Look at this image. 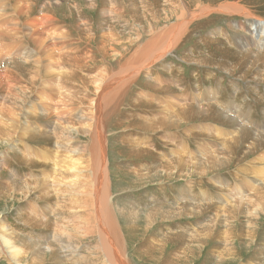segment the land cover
Wrapping results in <instances>:
<instances>
[{"label": "bare ground", "instance_id": "6f19581e", "mask_svg": "<svg viewBox=\"0 0 264 264\" xmlns=\"http://www.w3.org/2000/svg\"><path fill=\"white\" fill-rule=\"evenodd\" d=\"M40 1L42 0H0V62L5 63V69L0 70V98L3 99L0 103V175L4 174L3 171L7 168L11 152L15 153L18 162L29 165L28 167L32 169L39 168L44 171L45 163L50 159L43 157L45 163L42 164L34 162L38 157H33L30 153L36 155L39 151L26 142L37 134L51 140L55 133L58 139L53 153L57 159L55 164L47 166H51L56 175L46 179L47 174H43L42 179H38L30 174L27 175L29 179L20 180L22 183L7 180V177L0 178L2 183L0 186L4 187L8 196L14 199V196H19L25 208L32 201L39 203L42 199L51 203L47 215L39 214L41 212L39 204L30 205L31 210L20 209L18 216L23 225L45 232L50 230L53 238L51 234H47L52 238L48 242L32 240V247L26 244L19 247L15 230L9 226L1 213L0 255L8 264H49L48 257L51 264H129L127 250L122 243L121 219L124 218L128 222L132 216L140 214L128 213L123 207L112 202L106 118H115L129 97L132 86L145 75V72L156 64H164L166 57L181 47L190 33L191 26L213 13L247 15L243 18L246 26L241 23L231 26L249 34L246 37L247 42L243 45L246 50L238 51L242 53L240 55L243 57L242 63L246 62L250 68L248 71L254 70L253 80L264 83V53H256L254 50L256 43L264 50V22L260 17L257 18L253 13L238 6L239 3L232 5L225 2L213 8L200 1L195 5L193 0H163L166 2L164 10L168 9L162 23L165 25L158 27L159 23L156 25L154 22L155 24L152 23L143 31L147 37L136 34L126 44L113 34L116 30L111 26L109 32L99 38L102 45L98 49L105 52L102 54L103 58L109 57L112 61L104 59L106 70L100 71L95 77L85 78L81 72L84 66L81 64L90 66L89 61L93 56L89 52L83 58L80 51L74 47L72 32L69 33L65 27L58 25L59 19L54 10L62 0H45L35 15L37 3ZM119 2L120 0L105 2L102 8L103 15H106L107 10H110V15L105 16L107 21L98 28L106 30L105 27L109 25L111 19L118 16L122 9ZM136 2L137 0H129V4L127 3L133 11L137 8ZM93 3L94 0H91V5ZM93 6L95 7V4ZM77 11L80 19H83L76 26L77 36L86 37L90 42L96 41L97 34L92 25L83 18L81 9L77 8ZM211 35L217 37L213 33ZM29 45H34L36 50L29 52L25 48ZM33 56L36 58L30 60L29 58ZM169 68L171 67L164 69L169 71ZM259 68H263V72L258 71ZM53 79H57V83L58 80L60 82L65 80L64 86L71 89V92L60 91V100L56 107L53 106L48 91L39 88L52 86ZM148 85L156 91L164 90L163 87L151 83ZM81 92L83 97L80 96ZM199 93L201 92H198V96L201 97ZM141 96L142 94H139L136 97L138 103L154 107L153 103L142 100ZM172 96L176 101L172 103L174 106L172 113L168 112L165 117L156 121L141 118L143 125L140 127L146 131L129 133L125 139L134 141L133 146L149 147L152 150L154 146L137 141H150L154 133H162L161 139L167 144H169L167 140L174 141V146L169 144L170 156L159 154L160 164L147 171L153 172V176H163L161 173H164L166 176L180 175L189 178L195 176L203 179L233 162L238 149H247L250 152L255 148L258 152L263 149L258 147L264 145L262 144L264 125L254 124L260 131H253L229 119L232 101H221L218 91H215L212 101L202 105L178 99L174 93ZM36 102L46 116L42 117L37 112ZM221 103L225 105L224 110ZM78 107L87 108V112L82 115L83 124L69 118L70 113ZM58 111L63 117L57 114ZM223 112H227V115ZM213 113H217V118L212 115ZM46 117L49 121L45 119ZM196 117L202 118L203 121L181 127ZM31 118L38 120L37 130L24 124ZM210 122L215 124L211 132L207 130ZM224 125L230 126L232 131L228 133L229 128H225ZM194 135L196 136L192 138ZM78 136H83L86 142L82 143ZM189 141H194L196 151L189 147ZM20 145L23 146L22 149ZM145 150L138 148L137 152L149 153L148 156L152 152ZM200 155L205 156L199 157ZM257 163L243 175L244 181H239L240 186L236 189L263 190L248 200V206L242 202H236L232 206L242 212L249 211V217L253 219L264 211V154L257 159ZM209 179L218 180L214 176ZM11 183L13 185L8 191ZM44 183L51 184V188L39 189ZM53 191L57 193V197L52 195ZM182 208L197 210L200 209V205H186ZM157 211L155 209L151 214H146L149 222L157 220L158 214H155ZM78 234L83 235V238L96 239V244L91 246L89 254L81 259L78 258L80 249L76 244Z\"/></svg>", "mask_w": 264, "mask_h": 264}, {"label": "rangeland", "instance_id": "374dc122", "mask_svg": "<svg viewBox=\"0 0 264 264\" xmlns=\"http://www.w3.org/2000/svg\"><path fill=\"white\" fill-rule=\"evenodd\" d=\"M106 1L94 0L91 5V0H62L61 5H57L54 10L59 19L58 25L65 27L69 33L72 32L75 49L80 51L83 58L89 52L93 56V59L89 61L90 66H85V63L81 64L84 66L81 68V72L86 76L85 78L95 77L99 75L100 71L106 70L104 59L108 62L112 61L109 57L103 58L102 54L104 55L105 52L98 49L102 45L99 38L104 33L109 32L108 29L111 26L117 33L113 34L120 38L123 44H126L136 34L147 37L143 31L154 22L156 25L159 23L158 27L165 25L162 24L168 10H164L165 1L137 0V8L133 11L128 5L129 0H120L119 4L122 7L120 13L115 18H110L109 25L103 31L101 27H98L107 21L105 18L110 15V10H107L106 15H103L102 8ZM197 1L211 5L213 8L225 2L232 5L239 3L238 6L253 13L257 18L260 17L261 21L264 22V0H193L192 2L196 5L198 4ZM43 3L45 0L37 3L35 15ZM77 8L83 11V18L87 19L96 32L97 40L94 41L95 43L90 42L86 37L77 36L76 26L79 21H83L77 14ZM246 16L242 13L234 15L213 13L192 25L190 33L184 39L181 47L172 55H168L164 64H156L150 67L145 75L132 86L129 97L117 112L116 117L113 119L106 118L112 202L114 205L123 207L128 213L140 214L139 216H132L128 222L124 218L121 219L123 223L121 225L122 243L127 250L129 264H264V211L256 219H253L249 217V211L242 212L232 207L236 202H242L243 205L248 206V200L263 190L236 188L240 186L239 181H244L243 175L247 173L249 168L258 164L257 159L264 154V145L258 147L263 148L259 152L257 148L252 152L247 149H238L233 162L202 179L195 176L192 178L180 175L166 176L164 173H161L163 176L155 177L153 172H147L160 164L159 154L170 156L169 144L174 146V141L167 140L169 142L167 144L161 139L162 133L152 134L150 141H137L141 144L149 143L152 147L154 146L153 150L149 147L133 146L134 141L125 140L129 133L146 131L140 127L143 125L141 118L156 121L165 117L168 112L172 113L174 108L172 103H176L172 99V93L178 99L186 100L190 104L202 105L212 101L215 91H218V97L221 101H232V107L230 106L228 113L229 119L237 121L235 123L239 126L241 124V127L246 126L253 131H260V129H256L254 124L256 126L264 125V83L254 81V70L248 71L250 68L246 62L245 64L242 63L243 57L240 56L242 53L239 51L246 50L243 45L247 42L246 37L249 34L231 26L235 23L244 25L243 18ZM211 33L217 37L212 36ZM25 48L29 52L36 50L34 45ZM255 48L256 53H264V50H261L257 43ZM35 58L33 56L29 59L34 60ZM192 60H199V62ZM168 67H171L169 71L164 69ZM1 69H5L4 62H0ZM259 70L263 72V68H259ZM53 81L52 86L39 88L48 91L53 106L56 107L60 100V91L71 92V89L64 86L65 80L61 82L58 80V83L56 82L57 79H53ZM148 83L163 87L164 90L156 91ZM50 89H55V91ZM198 92H201L199 93L201 97L198 96ZM139 94H142L140 97L142 100L153 103L155 108L138 103L136 97ZM80 96L83 97L82 92ZM28 101L33 102L34 99ZM1 102H3L2 98H0ZM215 105L219 106L218 104ZM36 107L37 112L42 117L46 116L38 108L37 102ZM221 108L224 110V103H221ZM86 112V107H78L73 113H70L69 118L76 120L78 124H83L82 115ZM223 113L227 115V112ZM57 114L63 117L59 111ZM212 115L217 118V113ZM235 115L236 117H233ZM103 116L105 115L103 114ZM19 119L21 120V117ZM45 119L49 121L48 117ZM202 121L203 119L200 117L192 118L181 127ZM38 123V120L34 118L24 122L34 130H37ZM243 123L246 124L243 125ZM208 124L207 130L211 132L212 129L213 131L215 124L212 122ZM224 127L229 128L227 129L228 133L232 131L230 126L224 125ZM78 137L82 143L86 142L83 136ZM57 139L56 133L51 140L37 134L33 139L26 142L39 151L36 155L30 153L33 157H38V160L34 162L42 164L45 163L42 160L43 157L50 159L49 162L45 163L44 171L39 170V168L32 169L28 167L29 165L18 162L15 153L11 152L7 168L3 171L4 174L0 175V178L7 177V180L12 179L18 183H22L20 180L29 179L27 175L30 174L38 179H42L43 174H47L46 179L53 178L56 173L52 171L51 166L47 165L56 163L57 157L53 151ZM19 147L20 149L23 148L22 145ZM189 147L196 151L194 141H189ZM138 148L152 152L148 156L149 153H138ZM220 148L222 147L220 146ZM212 176L217 177L218 180H208ZM0 184L2 183L0 182ZM11 185L13 183L8 186V191ZM51 186V184L44 183L39 189L49 190ZM51 193L55 197L58 196L55 191ZM7 194L4 187L0 186V214L2 213L1 216L15 230L19 247L25 244L32 247V240L41 242L51 240L53 236L50 230L45 232L41 229L31 228L29 225H23V222L19 220L18 211L20 209L31 210L30 205L40 204L41 212L39 214L43 216L47 215L49 205L52 204L42 199L39 203L32 201L25 208L23 202H20L19 196H14V199ZM186 205H200V209L182 208ZM155 209L158 210L155 212L158 214L157 220L149 222L146 214H151ZM132 219L135 220L132 221ZM47 234H51L52 238L48 237ZM82 236L78 234V239H76V244L80 249L79 259L88 255L91 246L96 244L94 237L83 238ZM48 260L51 264L49 257ZM0 264H8L2 255H0Z\"/></svg>", "mask_w": 264, "mask_h": 264}]
</instances>
